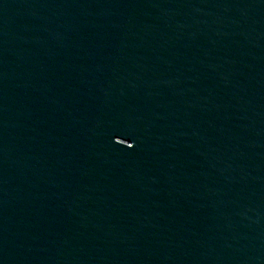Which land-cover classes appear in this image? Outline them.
I'll return each mask as SVG.
<instances>
[{"label": "water", "instance_id": "1", "mask_svg": "<svg viewBox=\"0 0 264 264\" xmlns=\"http://www.w3.org/2000/svg\"><path fill=\"white\" fill-rule=\"evenodd\" d=\"M48 0H0V15Z\"/></svg>", "mask_w": 264, "mask_h": 264}]
</instances>
